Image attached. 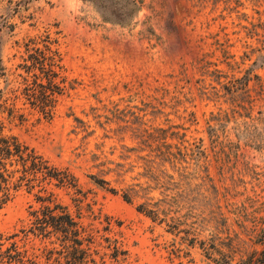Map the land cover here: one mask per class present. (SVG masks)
Wrapping results in <instances>:
<instances>
[{
    "label": "rangeland",
    "instance_id": "1",
    "mask_svg": "<svg viewBox=\"0 0 264 264\" xmlns=\"http://www.w3.org/2000/svg\"><path fill=\"white\" fill-rule=\"evenodd\" d=\"M0 120L74 184L0 209V264H264V0H0ZM49 194L82 251L31 233Z\"/></svg>",
    "mask_w": 264,
    "mask_h": 264
},
{
    "label": "trees",
    "instance_id": "2",
    "mask_svg": "<svg viewBox=\"0 0 264 264\" xmlns=\"http://www.w3.org/2000/svg\"><path fill=\"white\" fill-rule=\"evenodd\" d=\"M47 39L44 50L33 48L34 53L30 55L33 66L42 65L45 67L49 65L52 68L57 65V68L63 69L61 65L62 55L58 49L54 50L52 47L57 42H51L49 37ZM32 44L36 45L35 42ZM47 59L50 60L49 63H45ZM51 73V77L60 75L53 70H51ZM47 79L50 88L43 94L42 98L40 96L35 97L34 104L41 107H51L50 103L54 99V94L62 91L60 86L53 84L51 78ZM44 87L47 89L46 86ZM5 130V123L0 120V209L11 202L14 196L25 187L29 192L40 187L39 192L42 193L44 191L43 184L48 179H57L63 186L74 187L70 175L66 174L63 178H60L61 172L49 166L42 155L22 143L16 136L8 135ZM112 192L115 193L116 191L112 190ZM52 196V194H49L46 197H36V201L41 204V208L31 212V233L46 239L61 237L65 248L82 251L83 228L65 206L54 204ZM125 199L129 201L127 197ZM262 233H264V229ZM1 242L2 238H0V247H3L4 244ZM9 245L5 252L0 248V255L3 256L8 251L9 253H17L20 250L17 242H11Z\"/></svg>",
    "mask_w": 264,
    "mask_h": 264
}]
</instances>
